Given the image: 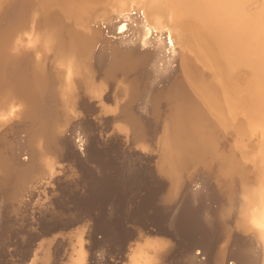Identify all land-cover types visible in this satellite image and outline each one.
Instances as JSON below:
<instances>
[{"label": "bare ground", "instance_id": "bare-ground-1", "mask_svg": "<svg viewBox=\"0 0 264 264\" xmlns=\"http://www.w3.org/2000/svg\"><path fill=\"white\" fill-rule=\"evenodd\" d=\"M16 105L0 122V261L25 234L23 196L60 172L58 136L103 153L84 165L88 193L62 201L99 221L82 264H125L130 241L147 251L156 235L174 242L164 264H264V245L232 227L240 186L264 179V0H0V112ZM27 110L45 116L33 170Z\"/></svg>", "mask_w": 264, "mask_h": 264}, {"label": "water", "instance_id": "water-1", "mask_svg": "<svg viewBox=\"0 0 264 264\" xmlns=\"http://www.w3.org/2000/svg\"><path fill=\"white\" fill-rule=\"evenodd\" d=\"M37 109V108H36ZM32 110V109H30ZM38 110V109H37ZM35 111V110H34ZM37 113H33V116L30 115V111L27 110V112H24L21 114V121L22 125L24 124L25 129L27 130V143H28V152L29 154L25 155L23 154V158L25 157L26 161H30L29 165L31 167L30 170H33L35 167L37 168L38 163L34 159V155H37L36 152V138L34 139L33 136L41 135V131L39 128L44 124V118L45 116H41V112L36 111ZM110 120L113 119L114 116H109ZM85 119H88L89 121H92L91 116L85 115ZM112 118V119H111ZM51 120H56L50 119ZM72 120H75L73 118ZM109 120V121H110ZM17 121V120H15ZM120 119H116V122H120ZM59 124L64 122L63 120H58ZM57 122V125H58ZM61 130V134L64 135L63 137H66L69 134V131L63 126ZM29 130H35L36 134L34 132L32 134H29ZM113 132L114 134L112 137L120 138L121 136L116 131L111 128L108 130V132ZM145 134L148 135L150 138V131L147 129L144 130ZM147 132V133H146ZM149 133V134H148ZM34 134V135H33ZM1 135V134H0ZM45 137V134H43ZM45 139V138H44ZM147 139H145L144 142H146ZM56 143L53 146H47L49 151L52 152V156L57 160V163L62 164L61 168H56L60 171L61 174L54 175L52 178H50V182L54 184L53 187H48V192L51 193L49 196V203L52 206H47L45 209H39L40 213L38 217L36 218V221L30 223V227L26 229V224H21V220L25 222V219H21V214L19 213L18 222L23 226V231L27 234V242L22 243L21 238L17 237L16 239L9 240L5 242V244L2 246V260L0 261V264H26L32 257L33 251L37 246L38 241L43 237H51L54 234H61L60 236H56L52 242V246L50 247V261L48 264H59L60 256L62 253L63 245L65 244V240L62 238V236L71 228L77 226L78 224H83L87 222V231L85 238L89 241L88 244L95 243L100 234L98 232L99 228V221L96 216L90 215L86 216L84 213H80L77 208H67L65 205H62V201L67 196H71V193H74L76 198L79 196L82 198V196L86 195L88 193V188L84 186V181L88 182L91 180L89 175H94L92 172V169L86 165L89 160L92 159H100L99 157L101 154H103L99 147H93L95 149L89 150L88 148H84L83 146H77L73 145L69 147L62 139L58 136L55 138ZM148 144L153 146L154 141L147 140ZM153 142L152 144L149 142ZM80 149L81 155H76L77 150ZM0 153H2L0 151ZM107 156V155H106ZM9 166V165H8ZM7 166V167H8ZM15 166V165H12ZM13 171L15 168H13ZM77 173V174H76ZM72 176L70 179H68V176ZM67 178L68 180H65ZM95 179L96 177H92V179ZM47 180V177H43L41 180H38V182L33 185L34 188L40 187L44 184L42 180ZM7 181V180H6ZM68 181V182H67ZM97 183L95 180L94 185ZM8 185V183L6 182ZM87 185V183L85 184ZM33 188V189H34ZM93 188V187H92ZM95 188V187H94ZM32 188H30L28 191L30 192L29 199H31L35 191ZM73 190V192H72ZM91 192V191H90ZM84 193V194H83ZM25 204H29L27 201ZM24 217V216H22ZM28 224V223H27ZM32 227V228H31ZM10 238V237H8Z\"/></svg>", "mask_w": 264, "mask_h": 264}, {"label": "clouds", "instance_id": "clouds-1", "mask_svg": "<svg viewBox=\"0 0 264 264\" xmlns=\"http://www.w3.org/2000/svg\"><path fill=\"white\" fill-rule=\"evenodd\" d=\"M21 106H10L8 113L0 112V122L7 120L9 116L20 111ZM219 188V185H218ZM227 200V197H225ZM232 215L231 202L217 212V217H223V213ZM232 227L244 234L254 235L256 240L264 245V179H258L254 183L242 184L239 192V204L235 209V219ZM157 246L141 251L142 242L135 240L128 244V251L125 253V264H164V257L174 242L165 236L156 235L152 237Z\"/></svg>", "mask_w": 264, "mask_h": 264}, {"label": "rangeland", "instance_id": "rangeland-1", "mask_svg": "<svg viewBox=\"0 0 264 264\" xmlns=\"http://www.w3.org/2000/svg\"><path fill=\"white\" fill-rule=\"evenodd\" d=\"M105 31L107 32V29H105ZM48 32H50V31H48ZM45 33H47V32L46 31L44 32L42 30H37L36 36H38V38L41 39V38H43V36H44ZM107 36L110 37V38H114V36H112L111 34H107ZM99 89H100V87H96L94 89L95 90L94 94H97L98 91H99ZM226 137L227 138H230L231 137V133H227L226 134ZM227 138L225 140H227ZM48 158H50V157L48 156L47 159ZM51 158L49 159V162L51 161ZM55 167L56 168H61V167L57 166L56 164L54 165V168ZM57 174H61V173L60 172L59 173H55V174H51L50 173V175L48 173L47 174L48 175V179L47 180H44V179L42 180L44 182V184L42 185V187L40 186V187H37V188H34V189L32 187V189L34 191L36 189V191H35L36 194L31 199L28 198L29 196L27 194H26L27 196L26 195L23 196V197H25V198L27 197V198L26 199L22 198V199L23 200H26V202L27 201L29 202V204H25L24 203L23 204L24 207L22 206V210H20L21 211V216L20 217L24 216L22 218L26 220V222H24L22 220L20 222L23 225L26 224V229L29 228L30 227L29 226L30 223L32 221L33 222L36 221V218L38 217V215L41 214L40 211H39V209H45L47 206H49V207L52 206L48 202L49 201V196L51 194V193L48 192V187H53V186H51V183L48 184L47 182H50L49 181L50 178H52L54 175H57ZM45 177H47V176L45 175ZM19 204H21V203H19ZM25 210H26V212H25ZM72 230H74V231H72ZM75 230H77V229L73 227L70 230H68L62 236V238L65 240V244L63 245V248H62V253H61V256H60L59 264H82L84 262V253H83L84 252V249L82 247V244H88V242H89L85 238L87 228L85 230H83V232H81V231L80 232H76ZM67 233H70L71 235L70 234H67ZM22 234L23 233L19 234L18 237L21 238V239H24L26 237V236H24L26 234V232H25V234H23V236H22ZM51 246H52V243L50 244L48 250H47V247H48L47 245H45V246H43V245L42 246H38L36 248V250H35V254H34L35 256L32 255L31 259L26 264H48L49 261H50V247ZM46 251H48L47 252L48 253L47 256H49V258L47 257V259L44 260L43 257H44V254H45ZM34 258H35V260H34ZM228 263H230V262H228Z\"/></svg>", "mask_w": 264, "mask_h": 264}]
</instances>
